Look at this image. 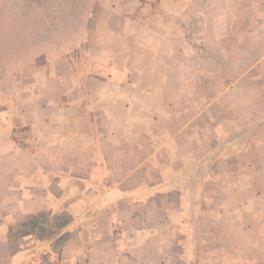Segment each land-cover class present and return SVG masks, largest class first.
I'll use <instances>...</instances> for the list:
<instances>
[{"label": "crops", "instance_id": "obj_1", "mask_svg": "<svg viewBox=\"0 0 264 264\" xmlns=\"http://www.w3.org/2000/svg\"><path fill=\"white\" fill-rule=\"evenodd\" d=\"M128 1L0 107V264H264V0Z\"/></svg>", "mask_w": 264, "mask_h": 264}, {"label": "rangeland", "instance_id": "obj_2", "mask_svg": "<svg viewBox=\"0 0 264 264\" xmlns=\"http://www.w3.org/2000/svg\"><path fill=\"white\" fill-rule=\"evenodd\" d=\"M119 4L132 17L135 4L128 0H0V107L38 64L85 63L87 32L100 28L102 14Z\"/></svg>", "mask_w": 264, "mask_h": 264}]
</instances>
